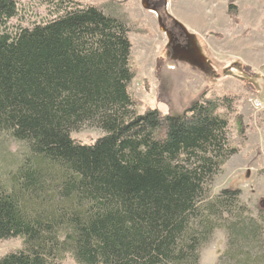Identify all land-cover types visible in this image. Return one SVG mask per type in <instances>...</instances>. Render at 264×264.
Here are the masks:
<instances>
[{"label":"trees","instance_id":"16d2710c","mask_svg":"<svg viewBox=\"0 0 264 264\" xmlns=\"http://www.w3.org/2000/svg\"><path fill=\"white\" fill-rule=\"evenodd\" d=\"M71 3L8 33L17 4L0 0V132L27 148L0 173V241L22 239L0 264H201L218 228V264H264V217L240 189L210 194L238 152L225 113L235 98L205 92L182 112H137L130 26ZM84 125L103 136L75 140Z\"/></svg>","mask_w":264,"mask_h":264},{"label":"rangeland","instance_id":"374dc122","mask_svg":"<svg viewBox=\"0 0 264 264\" xmlns=\"http://www.w3.org/2000/svg\"><path fill=\"white\" fill-rule=\"evenodd\" d=\"M15 1L18 14L9 20L8 33L59 16L71 2L96 5L127 22L130 92L139 113L182 112L205 92L232 95L235 110L225 113L229 144L238 152L215 176L210 194L240 189L251 215L264 217V0ZM103 134L84 125L71 136L92 144ZM26 151L23 142L0 132V173L15 168ZM227 246L226 230L216 229L200 251L201 264H218ZM21 247V238L1 240L0 257ZM63 264L77 263L67 256Z\"/></svg>","mask_w":264,"mask_h":264}]
</instances>
